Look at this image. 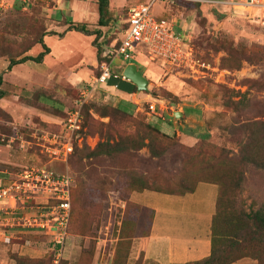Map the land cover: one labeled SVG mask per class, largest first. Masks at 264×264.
Here are the masks:
<instances>
[{
	"label": "rangeland",
	"instance_id": "rangeland-1",
	"mask_svg": "<svg viewBox=\"0 0 264 264\" xmlns=\"http://www.w3.org/2000/svg\"><path fill=\"white\" fill-rule=\"evenodd\" d=\"M17 1L0 0V76L3 69L6 72L10 71L7 67L11 58L22 57L27 52L38 54L42 51L43 46L38 45V42L45 33H47L45 44L51 53L46 54L43 63H26L38 72L31 80L32 84L6 82L1 86L10 101H0V161H5L4 158H13L17 165L14 166L16 172L34 165L50 164L52 157L43 146L49 126L45 127L41 115L46 116L50 113L63 118L74 104V97H70L73 91L70 87L61 84L59 79H52L49 83L48 80H44L46 74L40 76L39 71H48L53 66L52 69L69 71L87 63L94 51L89 43L90 36L98 39L99 36L108 34L106 45L110 46L112 44H109L110 40L122 35V31L118 28L126 23L130 8L150 0H108L109 5L102 17L103 22L97 0H19L18 6H15ZM152 12L156 17L173 20L186 42L211 66L206 70V76L197 77L166 64L163 59L155 60L164 69L160 82L166 81L169 87H164L161 83L159 86H153L150 92L157 93L153 96L165 100L166 106H173V110L185 109L188 107L185 105L195 104L201 106L205 112L200 114V117L189 120L188 125L180 126L179 124L184 121L178 119L182 117L176 118L174 115L171 117L173 110L168 108L169 113H164L162 117H152L153 126L173 133L176 128L173 122H176L179 123L178 129L181 131L179 136L181 144L192 145L207 139L210 143L237 152L240 141L243 140V123L253 118L264 120V26L233 11L223 12L210 6H198L183 0L172 3L159 0L154 4ZM113 20L117 21V27L112 29ZM67 21L72 25L84 27L88 32L68 29L70 24ZM55 62L63 66H55ZM119 63H123L121 59L114 62V67ZM24 69L27 70L25 66ZM52 75H55V71ZM169 88L175 89L178 96L166 97ZM35 89H41L44 98L48 100L38 99L34 102L36 107L29 108L26 101L28 98L34 100L31 96ZM28 90H31V94L24 95ZM244 93L249 103L242 112H236L233 106L226 104L228 98L237 101L243 98ZM90 102L97 105L105 104L94 98ZM60 105L67 106V110L59 112ZM94 118L104 123L111 120L109 116L101 117L96 112ZM135 120L136 122L129 126L128 130L134 135L138 132L143 135L146 132L145 119L138 117ZM76 139L79 147L87 144L94 148L100 137L98 134L83 132ZM161 143L165 145V142ZM6 145H10L11 152L5 147ZM180 147V145L170 147L169 153L163 160L151 159L149 147H144L139 152V160H134L135 170L139 172L149 170L154 173L161 170L160 165L167 168L168 174L172 173L173 169L182 165L183 155ZM55 165L61 170L58 171L59 173H63L67 168L66 163L62 165L55 163ZM0 167L4 168L5 165ZM74 167L68 165L67 170L77 179L78 173ZM109 176L113 178L112 174ZM95 177L96 173L91 178ZM118 178L120 183L124 181L123 176ZM118 178L116 175L115 181H118ZM88 188L92 190L94 187L89 185ZM214 188L216 189L214 191H217V187ZM243 188L239 198L244 199L247 207L255 203L254 208H264L262 174L248 172ZM209 189L210 185L207 190ZM96 193V191L92 192L93 196ZM151 194L162 195L157 192ZM101 195L103 199L101 225L94 229L96 236L70 234L66 241L63 259L70 264H78L82 251L94 244L92 264H111L117 259L120 221L124 215L126 201L122 199L121 192L114 190L112 186L102 191ZM200 197H204V192ZM142 227L140 223L136 233L137 238L134 240L135 247H132L128 264L152 263L142 258L136 259L137 248L141 244ZM37 236L38 240H31L27 244L23 241L24 236L12 239L9 243L0 241V264H16L13 254L22 257L30 255L35 258L49 257L52 252L50 239L43 234Z\"/></svg>",
	"mask_w": 264,
	"mask_h": 264
},
{
	"label": "trees",
	"instance_id": "trees-1",
	"mask_svg": "<svg viewBox=\"0 0 264 264\" xmlns=\"http://www.w3.org/2000/svg\"><path fill=\"white\" fill-rule=\"evenodd\" d=\"M18 3L19 0L14 5L18 6ZM97 4L101 22H103L102 17L105 15L109 1L97 0ZM196 5L200 6V4ZM159 18L162 17L159 16ZM67 22L70 24L68 28L70 30L76 29L85 33L88 32L84 27L81 28L79 25H72L70 21ZM116 22L113 20L112 29L117 25ZM46 35L47 33L38 42V45L43 46L42 51L38 54L27 52L22 57L11 58L8 69H12L13 66L28 60L42 63L46 54L50 52L44 40ZM116 38L110 40L109 44ZM95 39L97 41L99 38ZM119 43L120 41L117 45ZM100 54L101 48H99V56ZM103 60H109V58L104 59L102 57L101 62ZM99 73L100 71L97 75ZM2 83L3 78L0 77V100L5 97L6 93L1 89ZM29 94H31V90L24 95ZM71 95L74 97V104L70 109H73L76 106L75 101L80 99V94L71 92ZM170 96H173V94L168 91L166 97ZM31 97H34V100L28 98L26 101L29 105L34 104L38 99L41 101L44 92L37 89ZM245 97L246 93L243 94V98L240 100L236 101L228 98L225 102L240 113L249 103V100H246ZM90 101L82 107L83 122L78 133L79 135L83 132H89L92 135L98 134L100 139L92 148L87 144L79 147L75 138L73 152L68 158V165H74V169L78 173V178L75 177V186L72 188V209L68 226V238L70 234L96 236L94 229L99 228L101 225L103 200L101 192L112 186L114 190L121 192L126 205L120 227L117 259L111 264H118L119 258L120 264H128L132 252L133 238L137 233V225L142 211L141 205L131 200L132 192L150 190L185 195L194 192L200 182H207L216 184L219 187L216 212L211 227V254L203 259L185 264H232L243 258H252L257 260L258 264H264V208H254L255 203H251L250 207H247L244 199L239 198L244 190L243 183L248 172L254 171L264 176V120L253 118L243 123V140L240 141L239 150L235 152L224 146L210 143L207 139H202L194 146L181 144L176 133L167 134L146 121V132L143 135H140L139 132L134 135L133 132L128 130V127L136 122L135 119L138 117L145 119L144 115L135 117L120 107L108 104L97 105ZM58 111H63V107ZM94 112L101 117L109 116L110 122L104 123L95 119ZM161 142H165V145ZM175 145L181 146L183 155L180 168L173 169L170 174L167 173V168L160 165L161 170L154 173L149 172V170H144L146 173L135 170L136 163H134V160H139V152L144 147H149L151 159L163 160L169 153L170 147ZM94 173H96V177L91 178ZM110 174L113 175V178L109 176ZM116 175L117 178L123 176L124 181L120 183V178L115 181ZM89 185L94 188L89 189ZM94 191L97 193L93 196L92 192ZM153 212L151 210V216H148L147 221L144 222V237H147L150 233ZM37 235L24 237L23 241L38 240ZM43 235L48 236L50 239L52 245L51 255L47 258H35L13 254L16 264H52L54 262L59 245L54 244L49 235ZM145 241L146 239L143 240V244L138 251L136 258L138 260L141 258L144 260ZM18 242L21 243V241ZM94 252L95 244L89 249L83 250L78 264H92ZM63 258L60 259L58 264H70ZM149 262L160 264L155 261Z\"/></svg>",
	"mask_w": 264,
	"mask_h": 264
},
{
	"label": "crops",
	"instance_id": "crops-1",
	"mask_svg": "<svg viewBox=\"0 0 264 264\" xmlns=\"http://www.w3.org/2000/svg\"><path fill=\"white\" fill-rule=\"evenodd\" d=\"M107 37L108 34H105L104 37L103 35L99 36V39L96 41L93 36H90L89 43L94 51L91 59L86 61L87 63H83L81 66H76L69 71H60L57 68L52 69L54 67L53 66L48 71H39L43 74L42 75L40 73V76H44V74H46L44 76V80H48L49 83H51L52 79H59L61 84H64L65 86L70 87L71 90H73L72 93L75 94V92H78L80 94L81 90L86 87L88 83H90L95 75H97V73L99 72V66L102 57L110 48V46L107 47L105 42ZM99 48H101L100 56ZM94 52H96V54H94ZM49 53H51V51ZM158 58L159 57H152L149 53L148 46L144 43H140L136 46L133 58L125 60L124 58L119 56L115 59V61L117 59H121L124 64L119 63L117 67H114L115 61L112 64L113 74L115 75L124 74V70L128 64H136L138 66V70L141 71V73L148 79V88L151 86L149 90L140 91L138 86L131 80L113 76L106 84H101L97 87V89L93 93L92 98L114 107H120L123 110L131 113L135 117L144 115L145 121L152 124L151 121L153 116L162 117L164 113H169L168 108L173 110V106L167 107L165 100L154 97L150 92L153 86H159V83H161L164 87H169L166 81L160 82L164 69L155 61ZM45 60L46 56L44 57L43 62H45ZM28 62L35 61L28 60L24 63L17 64L13 66V68L10 69L9 72H6L3 69L0 76L3 78V83L7 82L11 84H17L19 82H22L23 84H32L31 80L34 79L35 73L38 72L29 67L27 65ZM54 64L55 66L59 65V63L57 62H55ZM60 65L63 66L62 64ZM19 66H22L21 69L18 68ZM24 66L27 68V70L24 69ZM54 71L55 75H52V72ZM58 74L59 76H57ZM40 86L42 87L43 85ZM169 89L173 94V97L178 96L175 89ZM29 91L30 90H28V92ZM41 100L46 101L48 99L43 97L41 98ZM0 101L9 102V96H5ZM150 104L155 105V109L152 111L149 110ZM34 106V104L28 105L29 108ZM185 106L188 107H185V109H174L172 114L170 113L171 117L172 115L176 117L177 112L181 113L180 116L182 118H179L178 120H183L184 123H178L180 126L188 125L189 120L193 119V117H200V114L205 112V110L201 106H197L195 104H188ZM60 107H62V105H60ZM67 108V106H64L63 111L67 110ZM69 110L70 108L67 110V112ZM41 116L42 118H40L43 120L42 122L45 123V127L49 126V129L46 131L45 135L46 140H43V146L46 148L50 144L49 140L47 139L48 137H51L53 134H60L62 136H65L67 134V132L64 133V121L67 117V113L63 118L60 115L50 113L46 114V116ZM173 124L176 126L173 133H168L163 130L161 131L167 134L176 133L179 137L181 135V131L178 129V124L176 122H173ZM62 136L60 137V141L64 139V137ZM186 145L193 146L195 145V143L192 145H190V143ZM5 147L9 149V152H11L10 145H6ZM4 159L5 161H0V165H5L4 168L0 167V184L8 183L15 177L17 173L16 171H14V166H17L16 161H14L13 158ZM55 163H59V165H62L64 162L57 159H51L50 164H48L51 168H54L57 171H61L59 170L58 166L55 165ZM209 185L210 189L207 190ZM214 187H217V191H214L216 190ZM150 192L153 193L156 191H134L131 194V200L140 204L142 207L139 218L140 220L137 225V230L140 226V223H142L143 225L142 237L140 242L141 244L139 245L137 250H140L143 244V240L146 239L144 243V260L155 261L160 264H185L209 256L212 250L211 227L213 217L216 212V201L219 195L218 185L213 183L200 182L194 192L187 193L185 195H174L168 193L157 195L151 194ZM203 192L204 197L201 198L200 196ZM124 203L126 205V202ZM151 210H153L154 212L152 214V221L150 224V233L147 237H144V222L147 221L148 216H151ZM120 225H122V220L120 221ZM35 234L36 233L31 232L22 236L28 237ZM136 238L137 237L135 235V237L133 238L134 247V240H136ZM0 241L4 240L0 238ZM29 242H31V240H27L26 244ZM232 264H258V262L257 260H254L252 258H243Z\"/></svg>",
	"mask_w": 264,
	"mask_h": 264
},
{
	"label": "built area",
	"instance_id": "built-area-1",
	"mask_svg": "<svg viewBox=\"0 0 264 264\" xmlns=\"http://www.w3.org/2000/svg\"><path fill=\"white\" fill-rule=\"evenodd\" d=\"M159 0H150L130 8L122 35L112 41L103 55L98 75L80 92L76 106L67 112L64 121L65 136L53 134L48 137L46 147L51 159L61 160L68 168V158L73 152V143L79 136L83 122L82 107L92 100L93 93L101 84H106L113 76L128 79L124 74H113L112 64L117 57L125 60L133 58L136 46L144 43L152 57H159L170 66L193 76H206L209 63L200 58L194 48L186 42L169 18L156 17L152 10ZM172 3L175 0H162ZM214 7L223 12H235L264 26V0H183ZM117 27V25L115 26ZM120 41L119 45H117ZM108 47V46H107ZM155 109L154 104L149 110ZM64 137L60 141V137ZM81 141V139H79ZM66 170L59 173L46 165L23 168L6 184H0V238L10 242L28 233L47 234L51 241L59 245L54 263L58 264L64 255L68 239V226L72 209V188L74 175ZM27 242V241H26Z\"/></svg>",
	"mask_w": 264,
	"mask_h": 264
},
{
	"label": "water",
	"instance_id": "water-1",
	"mask_svg": "<svg viewBox=\"0 0 264 264\" xmlns=\"http://www.w3.org/2000/svg\"><path fill=\"white\" fill-rule=\"evenodd\" d=\"M124 75L134 82L140 91H147L148 88V79L141 73V71L138 70V66L134 63H130L126 66L124 70ZM180 112L176 113V117L180 116Z\"/></svg>",
	"mask_w": 264,
	"mask_h": 264
}]
</instances>
